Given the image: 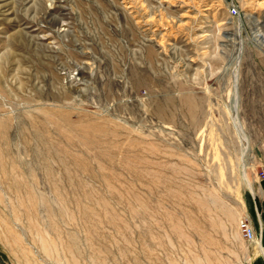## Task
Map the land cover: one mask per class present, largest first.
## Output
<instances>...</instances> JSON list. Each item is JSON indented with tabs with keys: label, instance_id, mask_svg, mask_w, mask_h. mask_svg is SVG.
<instances>
[{
	"label": "rangeland",
	"instance_id": "1",
	"mask_svg": "<svg viewBox=\"0 0 264 264\" xmlns=\"http://www.w3.org/2000/svg\"><path fill=\"white\" fill-rule=\"evenodd\" d=\"M261 172L264 0H0V264H247Z\"/></svg>",
	"mask_w": 264,
	"mask_h": 264
},
{
	"label": "crops",
	"instance_id": "2",
	"mask_svg": "<svg viewBox=\"0 0 264 264\" xmlns=\"http://www.w3.org/2000/svg\"><path fill=\"white\" fill-rule=\"evenodd\" d=\"M253 197L247 199L245 217L253 229L254 240L249 242L247 264H264V178L255 173L252 180Z\"/></svg>",
	"mask_w": 264,
	"mask_h": 264
},
{
	"label": "built area",
	"instance_id": "3",
	"mask_svg": "<svg viewBox=\"0 0 264 264\" xmlns=\"http://www.w3.org/2000/svg\"><path fill=\"white\" fill-rule=\"evenodd\" d=\"M228 15L230 17H236L238 15V11L235 6L231 5L228 8ZM260 179L264 178V172H261L258 176ZM238 230L240 232L241 237L247 241L252 242L254 240L253 229L250 226V223L247 218H242L238 223Z\"/></svg>",
	"mask_w": 264,
	"mask_h": 264
}]
</instances>
